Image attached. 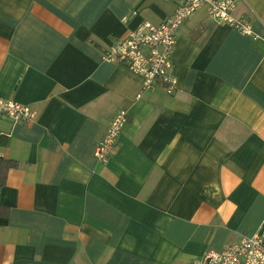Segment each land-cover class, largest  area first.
I'll return each instance as SVG.
<instances>
[{
  "label": "crops",
  "instance_id": "0c3cea01",
  "mask_svg": "<svg viewBox=\"0 0 264 264\" xmlns=\"http://www.w3.org/2000/svg\"><path fill=\"white\" fill-rule=\"evenodd\" d=\"M183 2L0 0V97L37 113L0 122V264H199L264 231V0L234 13L256 38L206 7L184 23L173 95L139 100L142 79L102 58Z\"/></svg>",
  "mask_w": 264,
  "mask_h": 264
},
{
  "label": "built area",
  "instance_id": "2783aa9c",
  "mask_svg": "<svg viewBox=\"0 0 264 264\" xmlns=\"http://www.w3.org/2000/svg\"><path fill=\"white\" fill-rule=\"evenodd\" d=\"M202 7H206L211 20L256 38L250 21L245 16H234L237 0H184L162 24L143 22L126 38L117 40L102 52L105 62L125 66L142 79V90L137 97L139 100H142L145 93H152L159 87L168 95L175 93L177 80L174 77L173 56L178 31ZM31 108L0 97V122L9 120L14 124L33 123L37 113ZM128 121L126 111L117 113L96 149L95 159L106 163L117 152L120 135ZM201 259L199 264H264V231L231 244L223 252H208Z\"/></svg>",
  "mask_w": 264,
  "mask_h": 264
},
{
  "label": "trees",
  "instance_id": "16d2710c",
  "mask_svg": "<svg viewBox=\"0 0 264 264\" xmlns=\"http://www.w3.org/2000/svg\"><path fill=\"white\" fill-rule=\"evenodd\" d=\"M3 164H4L5 174L7 173V171L9 169L15 168L17 166V164L14 163V162H6V163H3Z\"/></svg>",
  "mask_w": 264,
  "mask_h": 264
}]
</instances>
